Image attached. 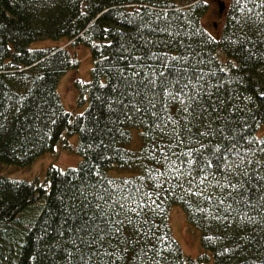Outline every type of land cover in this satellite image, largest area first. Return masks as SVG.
<instances>
[{"label": "trees", "instance_id": "1", "mask_svg": "<svg viewBox=\"0 0 264 264\" xmlns=\"http://www.w3.org/2000/svg\"><path fill=\"white\" fill-rule=\"evenodd\" d=\"M206 6L0 0V162L30 163L72 133L81 157L42 181L0 173V264H205L173 236L172 204L215 264H264V0H230L216 37ZM43 37L89 47L81 112L57 91L79 60L29 46Z\"/></svg>", "mask_w": 264, "mask_h": 264}, {"label": "rangeland", "instance_id": "2", "mask_svg": "<svg viewBox=\"0 0 264 264\" xmlns=\"http://www.w3.org/2000/svg\"><path fill=\"white\" fill-rule=\"evenodd\" d=\"M222 1L225 3L223 12L220 15H217L221 1L206 0V10L201 19L203 26H205L210 33L212 32L211 34L215 37L216 35L219 36V33L222 30L226 9L230 2V0ZM214 20L216 21L215 27L213 25ZM57 45L67 46L71 55L79 60L76 67L68 68L62 74L57 84V91L65 109L73 112H81L85 108L86 104L79 105L76 102V97L79 91L77 87L74 86L73 82L76 78L83 80H87L89 78V69L92 64L89 47L84 43L71 46L68 44V40L64 37H43L34 40L29 44L30 47ZM131 134L132 141L129 146L136 147V144L140 141L138 129L136 127H131ZM67 141L69 143V147H62L60 144L55 145L53 151L44 152L30 163L24 165L0 162V173L11 177L25 178L29 180L38 178L42 181L45 178L46 168L50 163H53L61 169H64L67 166H76L81 158L79 153L76 151L78 134L72 133L68 135ZM117 169L118 168H114V170ZM122 174H128V172L126 171ZM168 219L173 236L178 241L182 251L187 256L196 257L201 253H207L208 258H206L205 264H215L211 252L201 245V232L199 228L194 226L188 220L187 214L180 204H172L170 206Z\"/></svg>", "mask_w": 264, "mask_h": 264}, {"label": "water", "instance_id": "3", "mask_svg": "<svg viewBox=\"0 0 264 264\" xmlns=\"http://www.w3.org/2000/svg\"><path fill=\"white\" fill-rule=\"evenodd\" d=\"M223 7H224V3L222 2V3L220 4V11H222Z\"/></svg>", "mask_w": 264, "mask_h": 264}, {"label": "snow or ice", "instance_id": "4", "mask_svg": "<svg viewBox=\"0 0 264 264\" xmlns=\"http://www.w3.org/2000/svg\"><path fill=\"white\" fill-rule=\"evenodd\" d=\"M186 87H187V85H186ZM133 211H135V209H133Z\"/></svg>", "mask_w": 264, "mask_h": 264}, {"label": "flooded vegetation", "instance_id": "5", "mask_svg": "<svg viewBox=\"0 0 264 264\" xmlns=\"http://www.w3.org/2000/svg\"><path fill=\"white\" fill-rule=\"evenodd\" d=\"M218 15V14H217Z\"/></svg>", "mask_w": 264, "mask_h": 264}]
</instances>
